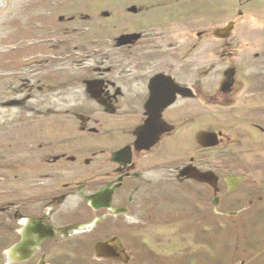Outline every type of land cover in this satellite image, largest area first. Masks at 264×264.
Listing matches in <instances>:
<instances>
[{"label": "rangeland", "instance_id": "374dc122", "mask_svg": "<svg viewBox=\"0 0 264 264\" xmlns=\"http://www.w3.org/2000/svg\"><path fill=\"white\" fill-rule=\"evenodd\" d=\"M0 1V264L16 237L14 217L26 213L31 196L39 203L29 212L78 186L87 190L86 160L94 156L104 168L105 153L145 134L153 118L160 127L184 125L159 154L141 156L165 163L158 194L170 196L163 177L170 153V164L208 157L221 159L223 169L239 155L250 173L236 167L246 175L219 196L231 212L218 213L211 193L202 198L201 185L181 181L175 210L157 212L149 196L139 208L149 223L128 228L122 217H107L97 240L121 236L134 249L131 264H264V0ZM233 68L234 86L223 96L220 86ZM157 71L186 93L154 116L147 97ZM201 115L234 128H214L220 147H237L234 154L232 147L192 151ZM54 206L49 217L60 208ZM94 238L66 237L42 252L68 263L76 259L67 254L80 250L82 263L92 264ZM102 263L125 264L112 255Z\"/></svg>", "mask_w": 264, "mask_h": 264}, {"label": "flooded vegetation", "instance_id": "af4514ba", "mask_svg": "<svg viewBox=\"0 0 264 264\" xmlns=\"http://www.w3.org/2000/svg\"><path fill=\"white\" fill-rule=\"evenodd\" d=\"M234 72V68L231 72H227V79L220 86L223 88V91H220L223 96L227 95L228 91L234 86L231 83L235 76ZM171 80V74L167 75L161 71H157V74L152 77L147 100H151L153 107L151 112H153L154 116L162 108L171 107L177 98V94L186 93L185 90L179 89ZM197 89L195 86V94L201 95ZM217 94L218 92L212 95L214 96L211 97L213 101ZM215 104L217 105V103ZM205 116H208V114ZM217 116L218 113L216 114ZM194 118L195 116H191L187 120L192 123L194 122ZM198 118L200 128H202L201 140L199 138H193V143L191 142L193 144L192 151L198 152L205 150L208 152L213 149L232 147L231 145L220 147L219 144H221V141L214 130V128L226 129L227 125L218 126L206 123L203 115ZM155 120L153 118L152 123L146 127L148 129L145 134L135 133L134 139L127 141L117 149L106 152L105 154L108 157L106 156L107 158L103 165L104 168L99 169L97 167L94 156H90L86 160L87 163H92L90 164L92 169L89 170L87 176H84L86 178H83L85 182L87 181L89 183L87 190H82L78 186L79 188L77 187L73 192L72 190L69 193L63 192L55 199L53 198V200L51 198V200H46L45 203L40 202L38 209L29 212L30 206H36L39 203L33 201L31 196L28 201V207L26 206V209H24L26 213L16 214L14 217L15 222L17 221L15 225L19 226L14 227V235L16 237H14L13 242L9 246L8 258L5 264H17L18 261L21 263L24 262V264H56L58 259L60 260L58 264H81L83 261L80 259V250L67 254V256H73L76 259L73 261L71 259L68 263H63L64 257L60 253L57 254L56 260L49 261L47 253L42 252L52 242L58 243L63 238L75 237L81 234L95 235L90 263L104 264L102 263V259L105 256L112 255L117 258H122L125 264H131L137 260L133 252L134 249L126 245L121 236L115 234H110L105 239L97 240L95 231L97 230L98 223L107 217L114 218L120 216L123 219L125 227L130 228L132 226L133 228H140L142 225L149 223L147 220L149 217L147 219L144 217L141 219V211L139 209L145 201H148L149 196L156 202L155 208L158 209L157 212L160 213V211H166L168 209L169 212L175 210L177 206L176 184L181 183V181L201 185V189L197 190L201 197L204 193L207 197L211 193L215 200V204L212 207L218 213L225 211L231 212L230 209L224 210L221 208L219 196L223 192L229 193L235 191L239 186L240 180L244 178L245 172H249L251 164L247 163L242 156L234 155L225 160L227 164V168L225 167V169L220 164L221 159H210L208 157L197 160L191 156L186 163L176 165L175 163L170 164L171 155H173L170 153L168 156L169 164L163 168L165 171L168 168L169 171L167 174H163V177L169 183L167 186L170 187L168 188L170 190L168 193L170 196L160 195L158 194L160 185L162 184V172L160 171L165 163H163L164 165L160 164L162 157L159 156H155L152 159L153 161L147 162H144L145 159H142L141 156L142 154H148V152L159 154V150L156 149H159L161 143L164 141L165 146H167L169 140L173 137L175 138L177 135L176 128H184V125L182 123L173 125L169 121H167L168 124H165L164 121L161 122L164 124V127H160ZM210 120L213 119L209 118L208 121ZM227 129L234 131V128ZM198 146L201 147L196 148ZM235 148L232 147L233 154L236 151ZM239 151L241 150L239 149ZM155 160L156 162H154ZM239 166L244 167L246 171L244 173H238L236 167ZM142 180L144 183L142 185L143 188L139 191L138 186ZM165 189L167 190V188ZM139 194H142L145 200L140 199ZM160 197H162L163 202H160ZM205 199L204 203L208 205L209 199ZM140 200L142 201L139 202ZM54 205H59L60 208L56 209L53 215L49 217L48 214L54 210ZM75 208H82L84 213L77 212ZM141 210L143 211V208ZM72 214H74L75 218L67 219ZM65 219L66 222L63 221ZM59 220H62L63 223L60 224L61 222H57ZM97 245L99 246L97 247ZM56 250L59 251L60 249L56 248Z\"/></svg>", "mask_w": 264, "mask_h": 264}, {"label": "bare ground", "instance_id": "6f19581e", "mask_svg": "<svg viewBox=\"0 0 264 264\" xmlns=\"http://www.w3.org/2000/svg\"><path fill=\"white\" fill-rule=\"evenodd\" d=\"M1 2V1H0Z\"/></svg>", "mask_w": 264, "mask_h": 264}]
</instances>
